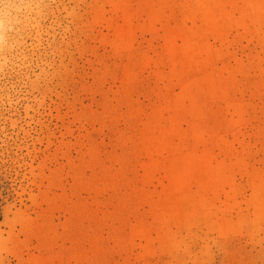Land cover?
<instances>
[{"label": "rangeland", "instance_id": "rangeland-1", "mask_svg": "<svg viewBox=\"0 0 264 264\" xmlns=\"http://www.w3.org/2000/svg\"><path fill=\"white\" fill-rule=\"evenodd\" d=\"M0 20V264H264V0Z\"/></svg>", "mask_w": 264, "mask_h": 264}, {"label": "bare ground", "instance_id": "bare-ground-1", "mask_svg": "<svg viewBox=\"0 0 264 264\" xmlns=\"http://www.w3.org/2000/svg\"><path fill=\"white\" fill-rule=\"evenodd\" d=\"M5 21L0 20V32L6 28Z\"/></svg>", "mask_w": 264, "mask_h": 264}]
</instances>
